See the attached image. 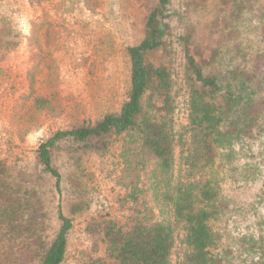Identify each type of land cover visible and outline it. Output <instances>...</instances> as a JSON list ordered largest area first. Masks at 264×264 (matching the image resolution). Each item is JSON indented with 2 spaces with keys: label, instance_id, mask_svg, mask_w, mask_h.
<instances>
[{
  "label": "trees",
  "instance_id": "16d2710c",
  "mask_svg": "<svg viewBox=\"0 0 264 264\" xmlns=\"http://www.w3.org/2000/svg\"><path fill=\"white\" fill-rule=\"evenodd\" d=\"M82 1L90 12L100 6ZM129 1L140 15L137 41L125 48L128 79L119 105L58 127L39 142L32 159L13 154L11 139L5 154L0 150V264H63L76 221L82 248L75 264H173L177 238L179 264H233L214 252L211 222L221 199L211 169L218 159L233 164L257 139L263 140L264 159V3L183 0L186 15L200 10L207 16L176 37L167 24L175 14L170 0ZM245 25L252 37H243ZM40 38L32 23L30 46L39 49ZM176 43L185 58L180 77L171 60ZM18 46L15 26L0 12V65ZM181 95L186 120L177 125ZM31 99L36 110L54 116L48 98ZM115 151L121 191L113 213L93 201L91 183ZM56 158L71 188L63 201ZM54 205L58 227L50 239Z\"/></svg>",
  "mask_w": 264,
  "mask_h": 264
},
{
  "label": "rangeland",
  "instance_id": "374dc122",
  "mask_svg": "<svg viewBox=\"0 0 264 264\" xmlns=\"http://www.w3.org/2000/svg\"><path fill=\"white\" fill-rule=\"evenodd\" d=\"M98 1L99 8L90 12L82 0H0V12L15 26L19 41L17 49L0 65V150L4 154L6 140L11 139L13 154L25 160L32 159L37 145L50 132L73 118L94 117L117 107L123 99L128 79L125 48L137 41L134 21L140 14L137 6L132 7L129 0ZM170 1L175 14L167 24L176 37L207 16L200 10L186 15L183 0ZM32 23L41 35L39 49L29 44ZM246 26L243 37H252ZM199 51L207 54L205 50ZM38 53H41L38 61L35 57L33 59L38 67L33 69L31 85L29 71L35 66L31 60ZM171 60L173 71L180 77L185 58L178 43L173 46ZM32 96L48 98L55 107L54 116L36 110ZM185 104L186 97L181 95L175 110L177 125L185 123ZM261 143L262 139L251 142L252 150L246 148L233 164L218 159L211 169L217 175L221 199L218 218L211 222L217 238L214 252L228 263L264 264V159L259 157ZM55 162L63 177V201L71 196V188L66 181L67 169L63 162L59 158ZM252 166H256V174L245 177V173H251ZM120 171V158L115 151L94 171L91 183L93 201L108 205L113 213L117 212L116 198L121 191L115 183V176ZM58 198L57 195L56 203ZM55 210V205L50 208V239L58 227ZM81 243V223L76 221L63 264L76 263ZM179 253L177 238L173 264H179Z\"/></svg>",
  "mask_w": 264,
  "mask_h": 264
}]
</instances>
